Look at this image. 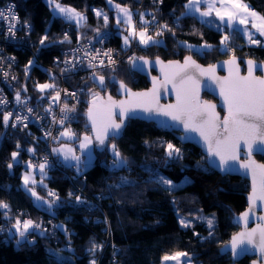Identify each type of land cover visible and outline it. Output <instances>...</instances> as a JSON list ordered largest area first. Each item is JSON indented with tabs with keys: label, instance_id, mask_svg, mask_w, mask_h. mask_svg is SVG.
Here are the masks:
<instances>
[{
	"label": "trees",
	"instance_id": "1",
	"mask_svg": "<svg viewBox=\"0 0 264 264\" xmlns=\"http://www.w3.org/2000/svg\"><path fill=\"white\" fill-rule=\"evenodd\" d=\"M8 1H14L22 19L33 24L36 44L47 37L45 46L39 45V53L45 61L49 62L50 56L76 40L96 43L104 35L108 36L107 44L120 53H126L129 47L130 43H122L115 25L116 8L109 0H0V3ZM53 1L85 12L87 19L76 24L52 15ZM111 1L131 9L140 24L144 14L147 23L141 26L149 28V33L158 41L148 45L135 43L132 58L171 59L191 53L205 64L232 55L264 60V36L258 35L259 44H251L238 27L229 28L225 24L220 28L187 13L184 7L187 0ZM243 1L264 17V0ZM96 8L107 14V23L103 15H96ZM171 11L176 15L169 17ZM153 14L168 28L151 25L148 20ZM160 31L162 35L157 36ZM224 33L230 37L226 43L231 50L222 48ZM205 44L211 47L193 49L188 46ZM16 53L21 61L30 55L27 49ZM131 64L130 59H120L103 68L99 75L104 77V85H100L95 76L83 82L79 79L78 83H85L90 91L112 94H115L117 81L134 89L147 87L146 77ZM33 70L40 81L46 78V73ZM21 82L28 86L29 92L33 91L28 79L22 77ZM203 96L214 99L208 93ZM87 106L82 104L78 108L76 124L81 132L91 133ZM42 142L40 131L33 125L13 129L0 120V201L8 205L7 209L0 208V264H91L93 260L96 264H161L164 256L177 251L191 253L194 264H230V253L220 251V247L238 229L232 217L246 207L249 182L240 176L221 175L210 168L201 149L181 142L176 132L152 121L129 119L121 134L109 139L106 147L94 141L93 160L88 167L78 171L74 166L71 176L57 168L46 167L43 176L40 172L36 176V183L30 182L25 187L23 172L29 170L28 158L34 155L27 148L33 146L35 152H39ZM169 143L180 149L179 157L167 156ZM112 144L127 158V167L115 170L110 167ZM13 152L18 154L15 160ZM256 157L264 162L263 155ZM160 176L173 182L189 181L174 188L157 182ZM121 177L127 182H122ZM32 191L42 199L37 200ZM50 191L55 196H49ZM77 196L83 203L76 201ZM97 197L101 201L92 202ZM52 200L56 204L49 212L46 202ZM203 212L215 213L212 227L195 219ZM22 216L44 219L53 224L54 232L46 230L44 235H39L33 230L27 235L29 242L17 244L21 238L15 234L13 223L16 217ZM180 216L195 221L184 226ZM60 224L65 231L54 228ZM94 245L97 247L93 248ZM49 249L62 251L66 256L59 259L50 254ZM249 260L246 256L238 263L246 264Z\"/></svg>",
	"mask_w": 264,
	"mask_h": 264
},
{
	"label": "snow or ice",
	"instance_id": "2",
	"mask_svg": "<svg viewBox=\"0 0 264 264\" xmlns=\"http://www.w3.org/2000/svg\"><path fill=\"white\" fill-rule=\"evenodd\" d=\"M111 2V0H109ZM207 5L206 11H199V5L201 3ZM225 0H220V3H224ZM228 4L231 5L230 11L221 12L216 10V16L219 20L224 22L227 27L234 28L236 23L246 24L249 18H257L258 14L249 9L247 4H243L241 0H226ZM217 0H187L185 4V9L187 11H197L201 17H209L212 15L213 10L216 9ZM55 8L58 10L59 14H62L68 20H74L77 24H80L86 19V17L77 12L75 9L63 7L60 4H55ZM119 13L123 14L124 23H131L132 14L130 10L126 7H121L116 5ZM9 16H12L11 10L8 12ZM97 16L103 15L105 23H107V14L100 11H96ZM4 18V13L0 12V19ZM261 23H252V28L256 29L260 36H264V17H258ZM179 17H177V22ZM121 22L120 17H117V23ZM147 23V22H145ZM168 25H163L162 29H167ZM14 29V24L9 25V33L12 34ZM171 31V29H169ZM248 36L249 43L259 44L260 41L253 38L251 32H246ZM137 34L133 31L125 36V44H128L130 38H135ZM139 43L142 45H148L151 43H158L152 36L146 35L145 31L139 34ZM162 35V31L157 32V36ZM47 37L41 39L40 43L43 45ZM67 39V37H65ZM230 39L229 36L225 35L221 43L225 44ZM204 48H210V45L205 44ZM131 62L134 64L137 60H142L144 64L151 63L143 57L130 58ZM112 61H110L111 63ZM32 61H29L31 64ZM66 63H69L66 61ZM103 63V61H101ZM156 63L162 64L163 62L157 58ZM226 64L231 65L229 68V76L225 78L216 77L215 66L210 65L207 69L201 68L200 65L196 64L192 58L185 57L184 63L180 64L178 61H169L167 67L172 69L169 73L165 71L162 67L161 71L165 72V79L163 81L164 86L168 83L173 84V88L176 91V103L169 105L159 104V87L157 85V79L153 77V87L148 92L133 93L127 86L121 82L120 90L125 92L128 96L127 100L114 101L111 96L108 97L107 102L103 106V110L97 105L96 100H93L91 106L87 111L88 119L91 121V130L94 133V139L98 145L106 147V142L109 139H114L121 134L123 127L125 125V118H131L137 110H141L146 113H160L165 116L170 117L173 121L183 124L184 128L188 131H195L203 137L206 146L207 153L210 157H219V166L222 168H227L230 161H236L239 158V152L241 146L246 150L248 156V162L242 163L241 168L249 169L252 171L253 179V191L249 196V208L247 211L241 214L240 219L247 224L249 215L254 211L257 200L264 201V164L256 165L254 161L251 160V154L253 150L264 151V76L257 77L254 75V71L257 68L264 69V66L257 65L253 60H248L246 63L248 65V74L246 76H241L239 74V66L236 64V58L233 57L232 60L226 61ZM199 71L201 75H209L211 78L220 84L221 91L220 96L223 99L224 106L227 111V115L224 116L223 120L220 119L219 114L215 111L216 105L209 102H201L199 100V83L196 78V73ZM100 85H104V77H99ZM179 84V87H177ZM41 91L45 88H52V84H42L39 85ZM98 95V94H94ZM58 99V96H57ZM17 102H20V95H16ZM3 101H0L2 103ZM120 116V121L117 122L115 116ZM67 105L61 109L64 111H71ZM31 111V109H29ZM11 113L4 115L3 121L7 125ZM20 117H17L19 120ZM63 122V121H61ZM15 126V123L13 124ZM64 136L74 135L68 131L61 133ZM93 142V137L85 135L80 142L81 149H87ZM29 151H34L30 149ZM53 151H62V149H53ZM111 153L113 156L111 168L113 170L122 167H127V158L123 157L120 151L117 149L115 144L111 145ZM167 156L168 157H179L180 149L176 148L174 145L169 143L167 145ZM18 154L16 152L12 153L13 160H15ZM64 159L66 161H75L74 165L79 171V165L81 158L73 152L72 149H68L64 153ZM9 168L12 167L11 164L8 165ZM29 167L31 164L29 163ZM45 164H40L39 169L41 170V175H44ZM257 176H259V191L257 190ZM24 185L27 187L29 183H36L33 179L31 173H25ZM122 182H127L124 177H121ZM161 185L172 186L173 182L171 180L165 179L164 177H158V181ZM42 183V181H41ZM119 186V185H118ZM32 196L36 197L37 200L42 198L38 197L35 191H32ZM49 196H55L54 192H49ZM71 195V193L69 194ZM76 201L78 203H83L81 198L77 196ZM47 208L51 212L53 205L56 204L55 200L48 201ZM0 208L7 209L8 205L0 201ZM259 219L264 222V216L259 217ZM180 223L187 226V222L183 219ZM209 227L212 226L213 221H207ZM15 229V234L21 239L17 240V244L27 241V235L34 229H41L40 235H44L46 230L41 228V224L34 222L31 219H26L21 221L19 218L16 219L13 225ZM54 228L61 231H65L64 225H54ZM211 235V233H210ZM252 245L257 248L264 257V223L258 224L255 228L250 231H242L233 235L230 245L231 253L233 257L240 254L243 246ZM97 246H93L95 248ZM49 253L53 256H57L51 249ZM187 256V253L177 252L172 256H165L164 259L167 260H179L180 257ZM91 264H96L95 260ZM253 264H257L256 261Z\"/></svg>",
	"mask_w": 264,
	"mask_h": 264
},
{
	"label": "built area",
	"instance_id": "3",
	"mask_svg": "<svg viewBox=\"0 0 264 264\" xmlns=\"http://www.w3.org/2000/svg\"><path fill=\"white\" fill-rule=\"evenodd\" d=\"M9 10L12 16L8 15ZM0 12L4 13V18L0 19V101H3L0 103V120L4 122V115L11 113L7 126L17 129L33 125L40 131L43 142L39 152H35V147L27 148L34 150L29 151L34 155L28 158V165L29 163L34 166L45 164L48 169L57 168L71 176L70 170L74 166L61 162L62 160L53 151V143L63 128L70 133L81 132L76 124L77 110L82 104H88L93 96L89 89L77 81L87 76H94V72H100L120 59L132 58L134 44L139 40L132 39L126 53H120L117 48L113 49L108 45L107 35L102 36L96 43L76 40L74 44L62 48L58 54L50 56L48 62L39 53L41 43L36 44L33 24L22 19L16 3L14 1L0 3ZM148 21L158 28L162 26L154 14ZM10 24H14L12 34L9 33ZM253 31L255 33L252 35L256 37L258 32L252 30L251 33ZM65 36H68L66 32ZM222 48L231 50L227 43L223 44ZM25 49L30 51V55L26 60L21 61L16 51ZM29 61L32 63L29 64ZM33 68L46 73V78L40 81ZM22 77L30 81L33 91L30 89L29 92L28 86L22 85ZM41 83L52 84L54 87L41 91L39 87ZM24 86L27 87V91H24ZM17 93L20 95V102L16 100ZM65 105L72 110L62 112L61 109ZM17 117L20 119L17 120ZM99 201H101L99 197L95 201L92 200L94 203ZM18 218L21 221L31 219L41 224L42 229L54 232L51 226L53 224L47 223L44 219L26 216ZM16 219L17 217L15 222Z\"/></svg>",
	"mask_w": 264,
	"mask_h": 264
},
{
	"label": "water",
	"instance_id": "4",
	"mask_svg": "<svg viewBox=\"0 0 264 264\" xmlns=\"http://www.w3.org/2000/svg\"><path fill=\"white\" fill-rule=\"evenodd\" d=\"M189 56L192 58V60L196 62V64L200 65L201 68L203 69H207L210 65H214L215 66L214 75L220 78H225L229 76V68L232 66L226 64L225 62L232 60L233 57L236 58V64L239 66V74L241 76H246L248 74V65L246 63L248 60H253L257 65L264 66V60H257L254 59L253 57H240L235 55L226 58H220L215 60L214 62H210L207 64L198 61L191 53H187L181 58H171V59H163L160 56H154V57L142 56L151 63L144 64L142 60H137L134 64L132 63L131 65L136 71H138L140 74L146 77L149 83L148 86L142 89H134L128 86L127 84H125L124 82L123 83L133 93L148 92L153 87V77H155L157 79V85L159 87V104L160 105L175 104L177 98H176V91L173 88V84L168 83L167 85L160 86L163 85V81L165 79V72H162L161 68L164 67L165 71L170 73L172 69H169L167 67L169 61H178L180 64H183L185 57H189ZM157 58H159V60L162 61L163 63L162 64L156 63ZM153 71H155V73H153ZM254 75L257 77L264 76V69L257 68L254 71ZM196 78L198 79V83H199V100L201 102L206 101L211 104H215L216 105L215 111L219 114L220 119L223 120L224 116L227 115V111L224 106L223 99L220 96V91H221L220 84L217 83V81L211 78V76L209 75H201L199 71H197L196 73ZM121 82L122 81H117L115 94H112L110 92L103 93L100 91H92L91 96L93 97L90 99V102L87 106L86 116H87V111L91 106L93 100H96L97 105L100 107L101 110H103V106L107 102L109 96H111L114 101L127 100L128 99L127 94L120 90ZM177 87H179V84H177ZM23 89L24 91H27V88L25 86L23 87ZM204 93H208L214 99H209L204 97L203 96ZM94 94H98V95H94ZM118 111L119 110L117 109L116 110L117 115L115 116L117 122L120 121V116L118 115ZM129 119L152 121L155 124H157V126L162 127L165 130H172L176 132V135L181 142L191 143L201 149L202 153L205 155L206 163L210 168L217 171L221 175L229 174L233 176H240L248 180L249 190L246 192V207L242 211L235 213L232 217V221L234 224L237 225L238 229L233 234H231L229 239L220 247V251L230 253V257H231L230 264H239L238 262L246 256L250 257V260L246 264H253L254 261H256L257 264H264V257H262L259 250L253 247L252 245L245 244L242 250H240V254L236 257H233L231 253L230 241L233 235L246 230L250 231L252 228H255L258 224L264 223L259 219V217L264 216V201H260V200H257L254 211H252L249 215L247 224H245L244 221L240 219L241 214L247 211L249 208L248 198L253 191L252 171L240 167L242 163H247L249 159L246 154V150L243 148V145L241 146L238 160L230 161L229 166L227 168H222L219 166V157H210L208 155L206 143L203 137H201L198 132L186 130L183 124L173 121L170 117L156 112L146 113L141 110H137L131 118H125V125ZM87 121L91 129V121L88 119V116H87ZM90 134L94 137V133L92 132V130ZM256 155L264 156V151L253 150L251 154V160L254 161L256 165L264 164V162L259 160L256 157ZM257 190L259 191V176H257ZM40 231L41 230H35V232L38 234Z\"/></svg>",
	"mask_w": 264,
	"mask_h": 264
},
{
	"label": "rangeland",
	"instance_id": "5",
	"mask_svg": "<svg viewBox=\"0 0 264 264\" xmlns=\"http://www.w3.org/2000/svg\"><path fill=\"white\" fill-rule=\"evenodd\" d=\"M60 4L61 6H63V7H67V8H72V9H75V8H73V7H71L70 5H66V4H62V3H59V2H56V1H53L52 2V15H57V16H62V17H64L62 14H59L58 13V10L55 8V4ZM111 5L113 6V7H115L116 8V5H119L118 3H116V2H113V1H111ZM121 7H125V6H123V5H120ZM126 8H128V7H126ZM250 8V10H253L251 7H249ZM129 9V8H128ZM77 12H79V13H82L85 17H86V19H87V15H86V13L85 12H82V11H80V10H77V9H75ZM100 11V12H102L103 13V11L101 10V9H99V8H96L95 9V13H96V11ZM130 10V12H131V14H132V19H131V23H124V18H123V14L122 13H119V11H118V9L116 8V12H115V16H116V20H117V17L119 16L120 17V20H121V22L118 24L117 22L115 23V25L118 27V29H117V31H118V33L121 35V37H122V43H123V45H128L129 43H131L132 42V40L130 41L129 40V42H128V44H125V36H128L129 35V33H131V32H135L137 35L135 36V38H133V39H138L139 40V33L140 32H142V31H145V29H146V35L147 36H152L153 38H154V35L153 34H151V33H149V28L147 29L146 27H144V26H141V24H143L144 22H146V20H147V18H146V16L144 15V14H142L141 15V17H140V21H141V24L140 23H138L137 22V18H134V13H133V11L131 10V9H129ZM65 18V17H64ZM66 19V18H65ZM85 19V20H86ZM68 20V19H67ZM84 20V21H85ZM72 22H74V23H76L74 20H71ZM84 21H82L81 23H83ZM80 23V24H81ZM77 24V23H76ZM219 27H221L222 28V26H219ZM47 28H49V24H48V26H47ZM254 30H256V29H254ZM247 32H251L249 29H247ZM253 33H255L254 31L252 32V34ZM225 35H226V33H224ZM224 35V36H225ZM258 35H259V33L257 34V36L256 37H254L253 36V38L254 39H257V40H259L258 39ZM228 36V35H227ZM260 36V35H259ZM131 39V38H130ZM155 39V38H154ZM190 48H193V49H197V48H200V49H203L204 47V45H201V47H198V46H194V45H188ZM95 76V77H94ZM94 78L96 79V81L99 83V77H100V75H99V72L97 71L96 73L94 72ZM90 76H87L86 78H84V79H82V82L84 81V80H86V79H88ZM81 80V79H80ZM77 82H79V80L77 81ZM42 84H45V83H41L40 85H42ZM100 84V83H99ZM81 85H84L85 87H86V84L85 83H81ZM87 89H89L88 87H86ZM90 90V89H89ZM92 92V91H91ZM62 130H65L64 128L62 129ZM61 130V131H62ZM79 130H80V128H79ZM67 131V130H66ZM60 133V132H59ZM74 135H71V137L69 138V139H64V140H60L59 142H57V140H58V138H56V141H55V143H53V149H56V148H58V146L59 145H63V146H65V147H70L71 149H73V152L77 155V156H79V157H81L82 158V164H81V166H79V168L81 169V168H85V167H88L91 163H92V160H93V148H94V141H95V139H94V137L90 134V133H86V132H80V133H73ZM82 135L81 137L79 136V135ZM85 135H89V136H92L93 137V142H92V144L89 146V148H87V149H81L80 148V139H82ZM58 136H59V134H58ZM33 147V146H32ZM109 149H110V151H111V145H110V147H109ZM55 153H56V151H55ZM60 159V158H59ZM61 162H63L64 164H69V163H66V162H64V161H61ZM69 165H71V164H69ZM74 166V165H73ZM27 167L29 168V170L28 171H24L23 172V177H24V175H25V173H31V175H32V177H33V179L35 180V178H36V174H39V172L41 173V170L39 169V165H37V166H34V165H32L31 164V167H29V165L27 164ZM46 168V167H45ZM45 168H44V170L43 171H45ZM77 168V167H76ZM187 181H189V179H184L183 181H181V182H173V185H172V187H174V188H176V187H179V186H182V185H184ZM184 220V221H186L187 222V224H191L193 221H195V219H198V220H202V221H204L205 223H206V225L209 227V225H208V223H207V221L208 220H212L213 221V224H212V226L214 225V223H215V213L214 212H210V213H201L200 215H198V216H196L195 217V219H190V218H184V217H182V216H180V221L181 220ZM211 226V227H212ZM53 252L54 253H56L57 254V257L59 258V259H63L66 255H65V253L64 252H62V251H58V250H55V249H53ZM177 252H180V253H186V252H183V251H177ZM177 252H173V253H171V254H168V255H166V256H172V255H174L175 253H177ZM165 257V256H164ZM164 257H163V259H162V263L161 264H194V260H193V257H192V254L191 253H187V256H183V257H180L179 258V260H165L164 259Z\"/></svg>",
	"mask_w": 264,
	"mask_h": 264
},
{
	"label": "crops",
	"instance_id": "6",
	"mask_svg": "<svg viewBox=\"0 0 264 264\" xmlns=\"http://www.w3.org/2000/svg\"><path fill=\"white\" fill-rule=\"evenodd\" d=\"M241 2H242L243 4H247V3L244 2L243 0H241ZM247 5H248V4H247ZM248 6H249V5H248ZM249 7H250V6H249ZM249 9H250V8H249ZM206 10H207V5H206L205 3L202 2V3L199 5V11L202 12V11H206ZM216 10H220V11L223 13V12H225V11H230V10H232V9H231V5L228 4V3L226 2V0H225V2H224L223 4L220 3V0H217V3H216V9L213 10L212 15L209 16V17H201V16L199 15V12H197V11H187V10H186V12H187V13L195 14L200 20L205 21V22H208V23H210V24H212V25H216L217 27L225 25V23L222 22V21H220V20H219V17L216 16ZM251 11L256 12L254 9L251 10ZM256 13H257V12H256ZM257 14H258V17H263V16H261L259 13H257ZM168 15H169V17H171V16H175L176 14H175L173 11H171V13H168ZM258 17H257V18H249V21H248V23H246V24H239V23H236L235 27H238V28L241 30V32L243 33V35H244L245 37L248 38V36H247V34H246L247 29H249L250 31L254 30V28H252V23H253V22H255V23H257V24L261 23V21L259 20ZM220 28H221V27H220ZM65 131H66V130H62V131H60L57 142H59L60 140L69 139V138L71 137V136H64V135H61V133L65 132ZM79 136L81 137L82 135L80 134ZM82 139H83V138H82ZM82 139H80V142L82 141ZM69 148H70V147H65V146H63V145H59L58 148H56V149H62V151H59V152L56 151V154L58 155V157H59L62 161L66 162V163H69V164H71V165H75V164H76L75 161H72V160H68V161H66V160L64 159V153L67 152V150H68ZM70 149H71V148H70ZM72 150H73V149H72ZM75 155H76V154H75ZM80 158H81V157H80ZM81 164H82V158H81V162H80V165H79V166H81ZM36 176H38V174H36ZM35 179H36V178H35Z\"/></svg>",
	"mask_w": 264,
	"mask_h": 264
},
{
	"label": "flooded vegetation",
	"instance_id": "7",
	"mask_svg": "<svg viewBox=\"0 0 264 264\" xmlns=\"http://www.w3.org/2000/svg\"><path fill=\"white\" fill-rule=\"evenodd\" d=\"M153 73H155V71H153Z\"/></svg>",
	"mask_w": 264,
	"mask_h": 264
}]
</instances>
